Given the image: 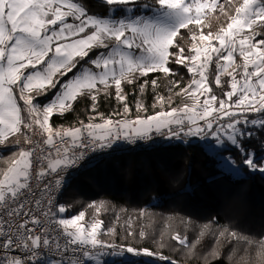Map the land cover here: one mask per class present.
I'll list each match as a JSON object with an SVG mask.
<instances>
[{"label": "snow or ice", "instance_id": "1", "mask_svg": "<svg viewBox=\"0 0 264 264\" xmlns=\"http://www.w3.org/2000/svg\"><path fill=\"white\" fill-rule=\"evenodd\" d=\"M103 3L122 7H112V15L105 18L90 14L84 0H0V148L16 149L7 158L0 153V162L7 165L0 169V264H151L141 257L180 264L147 247L105 239L117 236L116 228L105 229L96 218L101 209L107 210L105 201L87 205L95 213L87 227L82 223L84 210L70 218L62 215L66 207L58 203L57 194L70 182V170L92 153L119 150L121 143L135 145L154 136L183 143L211 138L214 143L205 147L213 154L228 143L249 172L264 174V157L257 158L255 150L244 145L264 134V0ZM217 10L226 26L205 33L203 20ZM117 11L122 15L117 17ZM181 29L190 33L189 54L177 42ZM173 63L191 76L175 95L191 103L172 106L171 94L183 77L170 79L167 98L155 93L152 114L141 98L133 118L125 87L138 84L142 97L149 80L138 82L156 72L178 76L170 67ZM150 83L155 92L158 79ZM213 83L222 96L213 92ZM50 93L43 104L38 102ZM102 95L114 96L122 110L107 116L97 111ZM81 98L91 102L95 115H89L87 123L79 120L78 126L53 127V115L72 111ZM249 114L259 115L250 119ZM260 147L264 150V140ZM220 162L239 167L231 153ZM180 223L187 228L189 221L182 218ZM209 233L216 235L213 222L202 224L192 243L179 232L171 240L188 249L183 255L190 259ZM226 236L246 240L222 227L217 240ZM127 237L135 239L136 233L129 230ZM145 237L141 230L139 238ZM154 243L159 249L168 246L163 233ZM258 243L257 256L264 264V237ZM219 256L214 247L203 259Z\"/></svg>", "mask_w": 264, "mask_h": 264}, {"label": "trees", "instance_id": "2", "mask_svg": "<svg viewBox=\"0 0 264 264\" xmlns=\"http://www.w3.org/2000/svg\"><path fill=\"white\" fill-rule=\"evenodd\" d=\"M84 2L90 14L101 17L109 15L112 7H122L107 6L103 0ZM143 3H152V0H140V4ZM136 7L139 12L140 5ZM120 12L117 11L115 15L118 16ZM204 22L207 26L203 28L205 33L209 30L216 32L221 26H226V18L219 14L218 10L210 13ZM177 42L185 48V53L189 54L191 38L188 29L180 30ZM237 62H240L239 57ZM170 67L179 73L178 76H172L174 80L183 77L180 83L187 84L189 76L186 69L174 63ZM214 67L213 64V71ZM158 75L159 73H150L138 82L149 80V85L142 95L143 103L148 109L147 114L153 112L155 93L164 92L165 79L157 77ZM152 79H158L159 85L155 92L150 83ZM212 87L214 93L223 95L214 83ZM125 90L130 114L134 118L137 112L138 84L126 86ZM224 90H228L227 85ZM50 97L51 93L49 97H41V102L44 103ZM90 103L89 100L81 98L74 103L72 111L63 116L53 115L50 123L53 127H69L74 124L78 126L79 120L87 123L88 116L95 114L90 111ZM114 109L122 110V105L117 104L114 96L100 97L97 111L107 116ZM155 110L159 111L160 107ZM258 115L249 114V118ZM19 139L23 140L22 137ZM261 140H264V134H261L259 139L244 141L245 148L254 149L257 158L264 157V150L260 147ZM201 141L198 138H192L188 143L177 140L171 144L150 147L97 163L86 173L75 176L68 182L59 199V204L66 207L64 217L76 215L81 210L88 213L89 203L105 201L107 210L101 209L97 218L103 220L105 229L114 227L117 230L116 237H104L105 239H116L119 244H131L138 248L147 247L179 260L180 264H260L257 252L259 238L264 237V174L258 171L249 172L243 166L239 152L230 144L225 143L217 150L218 154H213L205 146L214 142L211 139L209 142ZM15 150L8 147L1 153L7 158ZM228 153L235 157L239 166L240 175L237 177L229 176L220 169L219 157ZM6 166L0 162V169ZM141 211L144 212L143 216L140 215ZM182 218L189 221L187 228L180 223ZM207 222H213L216 235L209 233L204 236L201 244L193 250L194 255L190 259L187 258L183 254L188 249L177 245L171 240V236L179 232L181 235H187L192 243L200 226ZM222 227L238 231L246 240H234L227 236L217 240ZM129 230L136 233L135 239H125ZM141 230L146 233L143 240L139 238ZM161 233L164 234V243L168 245L163 249L157 248L154 243V240L161 238ZM247 240L253 243L249 244ZM174 247H179L180 252H174ZM214 247L220 256L209 257L205 262L203 257ZM140 259L149 260L151 264H167L153 257Z\"/></svg>", "mask_w": 264, "mask_h": 264}, {"label": "rangeland", "instance_id": "3", "mask_svg": "<svg viewBox=\"0 0 264 264\" xmlns=\"http://www.w3.org/2000/svg\"><path fill=\"white\" fill-rule=\"evenodd\" d=\"M185 2L186 3H192L193 2V0H185ZM117 9H119V8H121V7H116ZM194 11V10H193ZM116 14V13H115ZM147 15H151L152 13L150 12V13H146ZM110 15H112V11L111 12H109V15H107L106 17H108V16H110ZM120 15H122V12H120V14L117 16V17H119ZM105 17V18H106ZM203 24L205 25V22H204V20H203ZM189 28L190 29H193V30H196V31H199V29L195 26V25H189ZM191 43H192V41H191ZM191 43H190V48H191ZM187 71V70H186ZM156 73H159V72H156ZM188 76H189V80H188V82L190 81V79H191V76H190V74H188ZM157 77H162L163 79H165V82H164V92H161V95H163V96H165L166 98L169 96V92H168V87H169V84H168V81L171 79V80H174V78L172 77V76H167L166 77V75L165 74H163V73H159V75L157 76ZM223 79V78H222ZM187 82V83H188ZM159 85V84H158ZM187 84H182V83H180L179 84V86L178 87H176V88H174L173 89V93L171 94V99H172V106L173 107H176V106H182V104L183 103H191L190 101H187L186 99H185V97L184 96H177V95H175V93L176 92H178V91H180V89L181 88H184L185 86H186ZM113 92H114V89L112 90ZM125 92H126V90H125ZM144 94V93H143ZM103 96V95H102ZM142 98V100H143V97H141V94L139 93V90H138V93H137V99H141ZM233 99H235V97L233 98ZM201 100H203V97H201ZM38 102L39 103H41V104H43L42 102H41V97H39L38 98ZM157 107H159V105H157ZM136 111H137V109H136ZM92 115H95V114H92ZM97 122H99V121H97ZM210 139L211 138H209L207 141H201V142H209L210 141ZM212 140V139H211ZM210 144V143H209ZM221 147V146H220ZM219 147V148H220ZM218 148V149H219ZM3 149L4 148H0V153L3 151ZM210 151H212L211 149H209ZM219 159H221V157H219ZM220 169L225 173V174H227V175H229V176H232V177H237L238 175H240V171H239V168H237V167H231V166H227V165H225V164H223V163H220ZM241 177V176H240ZM239 178V177H238ZM95 213H94V209H90L89 210V212L87 213V212H85V220L84 221H82V223H85V226L87 227L88 226V224H87V222H90L91 221V219H92V217H93V215H94ZM63 215V217H64V214H62ZM96 215V218H97V214H95ZM64 218H70V217H64ZM98 219V218H97Z\"/></svg>", "mask_w": 264, "mask_h": 264}, {"label": "built area", "instance_id": "4", "mask_svg": "<svg viewBox=\"0 0 264 264\" xmlns=\"http://www.w3.org/2000/svg\"><path fill=\"white\" fill-rule=\"evenodd\" d=\"M34 139H39V137H34ZM177 140H168L165 138L155 137L154 140H147V141H140L138 140L135 145H128L121 143V147L119 150L112 152L109 150V152H100V153H92L90 156L81 163L80 167L78 169H72L71 172V178L75 177L78 172H82L83 170L89 168L95 161L104 158V157H112L115 155H119L123 152H136L141 146L148 145L149 147L159 146L163 144H171L176 142ZM23 144V143H21ZM24 147H30L29 145H23ZM34 171H35V165H34ZM67 179V177H66ZM68 182L61 188V190L57 194V201L59 203V199L62 196L63 192L65 191L67 187Z\"/></svg>", "mask_w": 264, "mask_h": 264}, {"label": "bare ground", "instance_id": "5", "mask_svg": "<svg viewBox=\"0 0 264 264\" xmlns=\"http://www.w3.org/2000/svg\"><path fill=\"white\" fill-rule=\"evenodd\" d=\"M21 143H23V140H21ZM147 148H150L148 145H144V146H141L136 152L140 151V150H144V149H147ZM132 153H135V152H123L119 155H115V156H112V157H104V158H101L97 161H95L89 168L83 170L82 172H78L76 174V177L77 176H80L84 173H86L88 170H90L92 167H94L97 163L101 162V161H104V160H109V159H113V158H116V157H120V156H124V155H128V154H132Z\"/></svg>", "mask_w": 264, "mask_h": 264}]
</instances>
